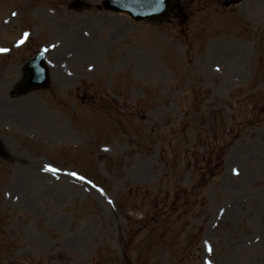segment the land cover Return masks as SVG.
I'll list each match as a JSON object with an SVG mask.
<instances>
[{
    "label": "rangeland",
    "instance_id": "1",
    "mask_svg": "<svg viewBox=\"0 0 264 264\" xmlns=\"http://www.w3.org/2000/svg\"><path fill=\"white\" fill-rule=\"evenodd\" d=\"M71 1L0 0V264H264V0Z\"/></svg>",
    "mask_w": 264,
    "mask_h": 264
},
{
    "label": "water",
    "instance_id": "2",
    "mask_svg": "<svg viewBox=\"0 0 264 264\" xmlns=\"http://www.w3.org/2000/svg\"><path fill=\"white\" fill-rule=\"evenodd\" d=\"M233 1H228L229 5ZM74 9L82 8L84 3L81 0L72 2ZM103 5L106 9L118 12H128L134 19H152L159 20L167 15L169 9H172L171 0H104ZM44 53H40L36 58L26 64L27 80L18 86L19 93L29 91L34 88H43L49 85L50 77L48 69L44 62Z\"/></svg>",
    "mask_w": 264,
    "mask_h": 264
},
{
    "label": "bare ground",
    "instance_id": "3",
    "mask_svg": "<svg viewBox=\"0 0 264 264\" xmlns=\"http://www.w3.org/2000/svg\"><path fill=\"white\" fill-rule=\"evenodd\" d=\"M47 63H48V67L50 68V71L54 77L64 76V72L62 71V68L60 67L59 59L56 58V60H52V61L47 62ZM2 149H3V147L1 146V150Z\"/></svg>",
    "mask_w": 264,
    "mask_h": 264
},
{
    "label": "snow or ice",
    "instance_id": "4",
    "mask_svg": "<svg viewBox=\"0 0 264 264\" xmlns=\"http://www.w3.org/2000/svg\"><path fill=\"white\" fill-rule=\"evenodd\" d=\"M49 170H54V169H51V168H50Z\"/></svg>",
    "mask_w": 264,
    "mask_h": 264
}]
</instances>
